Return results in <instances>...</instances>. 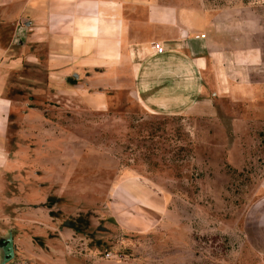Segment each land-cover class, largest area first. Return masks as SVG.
<instances>
[{
    "label": "rangeland",
    "instance_id": "374dc122",
    "mask_svg": "<svg viewBox=\"0 0 264 264\" xmlns=\"http://www.w3.org/2000/svg\"><path fill=\"white\" fill-rule=\"evenodd\" d=\"M179 4L215 14L218 24L214 40L207 38L217 62L209 59L203 96L186 114L144 110L130 75L72 72L70 85L94 76L111 95L113 106L97 111L74 95L55 97L43 66L25 61L2 67V93L13 101L11 133L43 143L34 156L48 174L57 168L65 187L54 213L16 194L0 208V246L9 231L15 244L8 264H264L246 240L256 227L248 232L245 225L252 205L264 197V0ZM14 46L7 57L21 56ZM39 90L47 93L35 95ZM20 171L12 182L20 181ZM125 174L141 183L126 186L129 207L113 193ZM118 203L127 207L128 220L150 230H124L115 216ZM73 211H79L81 233L62 227ZM50 230L58 238H49ZM24 231L32 235L19 238ZM33 234H45L46 252Z\"/></svg>",
    "mask_w": 264,
    "mask_h": 264
},
{
    "label": "crops",
    "instance_id": "0c3cea01",
    "mask_svg": "<svg viewBox=\"0 0 264 264\" xmlns=\"http://www.w3.org/2000/svg\"><path fill=\"white\" fill-rule=\"evenodd\" d=\"M179 2L184 0H0V200L5 174L23 168L15 157H37L35 160L43 163L38 156H31L26 145L14 149L11 144L15 134L10 131L8 104L13 101L6 98L7 91L2 93V67L25 61L43 66L45 80L56 88L55 97L74 95L81 106L97 111L113 106L111 95L100 90L103 86L94 76L83 85H70L72 72L78 68L85 72L106 69L130 75L134 97L144 110L158 116L186 114L203 96L209 59L217 62L207 38L214 40L218 24L215 14L200 7L185 8ZM7 27L10 32L5 31ZM202 34L205 39L195 38ZM4 38L8 39L6 45ZM156 43L163 46L164 53L155 52ZM15 44L23 51L21 56L7 57ZM219 72L216 67L215 73ZM46 93L39 90L35 95ZM133 178L125 174L114 185L113 193L119 194L121 205L131 204L126 186L135 189L141 184ZM119 203L115 216L124 230H150L141 224L139 228L136 219L128 220L127 207L120 209ZM245 225L248 232L256 227L253 235L246 233V240L264 261V197L252 205Z\"/></svg>",
    "mask_w": 264,
    "mask_h": 264
},
{
    "label": "trees",
    "instance_id": "16d2710c",
    "mask_svg": "<svg viewBox=\"0 0 264 264\" xmlns=\"http://www.w3.org/2000/svg\"><path fill=\"white\" fill-rule=\"evenodd\" d=\"M34 139L35 138L32 137L21 138L19 136L13 135V137L10 138V141L14 149L19 148L20 145H26L28 150L30 151L31 156H33L35 152L39 151L44 146V144L41 143L39 140L35 141ZM35 159H37V157H30L29 160L24 157H15V160H19L20 165L23 167L20 171L21 178L20 181H18L17 183L12 182L14 178L13 173H9L3 178L4 192L3 198L0 200V208L3 207L5 202L7 208V200L13 201L12 194H16V196H18L19 198H22L28 201L29 203L32 202L35 204V206H42L41 208H46L51 213H54V210H56V208L58 210L60 209V207H58L57 201H59L60 197H62L63 192H65V187L62 186V183L58 182H61L62 180H64V178L63 176H61L60 178L62 180H60V178L57 176V168L55 167L52 168V172L48 174L47 171H44V169L41 167L39 161ZM50 201L56 202V204H47ZM78 212L79 211H73L68 215L64 213L68 219H64L62 227L73 229L75 232L81 233V229L79 228L80 217H76L80 216ZM55 218L60 220V218L58 217ZM59 220H56V222H59ZM56 226L57 225L55 223L53 227ZM47 232L46 233L49 238L50 236L54 238H58L59 236V233L57 234L55 231L50 230ZM30 235L32 234L24 231L19 234V238L30 237ZM44 235L33 234L32 237L35 242V245L39 249H42L44 252H46L45 246L49 245L45 243L44 239L46 237ZM51 240H53V238H51L50 241ZM69 260L75 262V260H72L71 258ZM69 264L76 263L69 262Z\"/></svg>",
    "mask_w": 264,
    "mask_h": 264
},
{
    "label": "water",
    "instance_id": "95a60500",
    "mask_svg": "<svg viewBox=\"0 0 264 264\" xmlns=\"http://www.w3.org/2000/svg\"><path fill=\"white\" fill-rule=\"evenodd\" d=\"M77 78V76H76ZM15 258V245L11 231L2 237V245L0 246V264H8Z\"/></svg>",
    "mask_w": 264,
    "mask_h": 264
},
{
    "label": "built area",
    "instance_id": "2783aa9c",
    "mask_svg": "<svg viewBox=\"0 0 264 264\" xmlns=\"http://www.w3.org/2000/svg\"><path fill=\"white\" fill-rule=\"evenodd\" d=\"M195 38L196 39H205L206 38V35L205 34H202L200 36L198 35V36H195ZM153 48H154L155 52L158 53V54L164 53V48L159 43H156Z\"/></svg>",
    "mask_w": 264,
    "mask_h": 264
}]
</instances>
